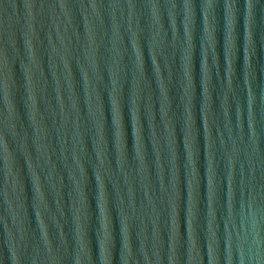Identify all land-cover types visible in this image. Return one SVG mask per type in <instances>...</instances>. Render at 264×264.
<instances>
[{
	"label": "water",
	"instance_id": "1",
	"mask_svg": "<svg viewBox=\"0 0 264 264\" xmlns=\"http://www.w3.org/2000/svg\"><path fill=\"white\" fill-rule=\"evenodd\" d=\"M251 5L0 0V264H264Z\"/></svg>",
	"mask_w": 264,
	"mask_h": 264
},
{
	"label": "clouds",
	"instance_id": "2",
	"mask_svg": "<svg viewBox=\"0 0 264 264\" xmlns=\"http://www.w3.org/2000/svg\"><path fill=\"white\" fill-rule=\"evenodd\" d=\"M212 5H211V2H209V4L207 5V7H211ZM251 0H249V8L251 9ZM188 7L189 8H191V5H188ZM228 7H229V9H232L233 7H234V5L233 4H229L228 5ZM104 261H105V264H107V261H108V257L105 255V257H104Z\"/></svg>",
	"mask_w": 264,
	"mask_h": 264
}]
</instances>
